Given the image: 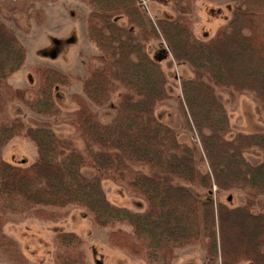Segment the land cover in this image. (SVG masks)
I'll use <instances>...</instances> for the list:
<instances>
[{
	"label": "trees",
	"instance_id": "obj_1",
	"mask_svg": "<svg viewBox=\"0 0 264 264\" xmlns=\"http://www.w3.org/2000/svg\"><path fill=\"white\" fill-rule=\"evenodd\" d=\"M83 1L90 8L88 34L100 50L88 62L86 98L71 96L77 105L72 124L85 148L46 129L23 128L16 119L0 123V253L10 264H29L18 243L3 233L8 214L58 221L62 209L79 207L95 226L115 227L107 234L109 247L147 264H172L177 251L199 243L207 264H264V212H252L264 198V159L244 158L252 149L264 152V133L228 136L221 99L223 93L250 94L264 113V0H223L232 5L231 17L207 40L191 30L197 0H169L176 17L154 25L173 60L193 73L181 83L182 100L209 174L196 169V150L154 115L168 99L159 66L167 52L161 46L154 57L146 52L156 32L143 0ZM23 59V48L0 25V90L8 92L4 80ZM117 90L114 116L103 124L93 107L107 104ZM15 136L35 143L37 159L30 166L2 159L3 147ZM86 168L89 175L82 172ZM104 179L127 186L145 209L132 213L110 204ZM195 186L206 190L202 198L193 193ZM213 186L218 192L241 191L244 205L215 204ZM54 246L53 264H87L83 241L74 233L57 234Z\"/></svg>",
	"mask_w": 264,
	"mask_h": 264
},
{
	"label": "rangeland",
	"instance_id": "obj_2",
	"mask_svg": "<svg viewBox=\"0 0 264 264\" xmlns=\"http://www.w3.org/2000/svg\"><path fill=\"white\" fill-rule=\"evenodd\" d=\"M143 1L140 5L156 32L146 43V52L149 57H154L160 46L167 52L159 66L166 78L168 99L155 108L154 115L160 123L173 129L180 143L196 150V169L209 174L198 135L182 100L181 83L184 79H192L193 73L186 63L178 64L173 60L154 26L162 19L175 18L176 9L169 0ZM231 9L232 5L223 0H197L192 17L193 35L199 40L213 37L230 19ZM89 12L90 8L83 0H0V25L15 37L24 51L21 66L4 80L8 92L0 90L3 100L0 123L16 119L21 121L23 128L46 129L60 141L72 140L78 150L85 148L79 136L81 131L72 124L75 118L72 112L76 111L77 105L71 96L86 98L84 81L88 76V62L100 55L88 34ZM119 92L117 90L107 104L93 107L99 122H110ZM221 96L228 118V136L264 133V113L250 94L230 97L223 93ZM6 98L11 99L7 105ZM1 157L9 164L30 166L37 159L36 145L28 137L15 136L3 147ZM244 158L250 163L260 162L264 152L252 149L244 152ZM82 172L89 175L92 171L86 168ZM101 187L110 204L132 213L145 209L144 200L119 181L104 179ZM192 191L200 198L206 194V190L196 186ZM212 197L215 204L228 209L245 203L244 194L238 190L218 192L213 186ZM252 212H264L263 197L257 199ZM61 214L58 221L8 214L3 233L18 243L29 264H53L54 238L62 232L74 233L82 239L87 264H147L109 247L107 234L115 227L95 226L86 211L79 207L62 209ZM116 228L127 229L118 225ZM205 256L206 250L199 243L177 251L172 264H207ZM0 264H10L1 253Z\"/></svg>",
	"mask_w": 264,
	"mask_h": 264
},
{
	"label": "built area",
	"instance_id": "obj_3",
	"mask_svg": "<svg viewBox=\"0 0 264 264\" xmlns=\"http://www.w3.org/2000/svg\"><path fill=\"white\" fill-rule=\"evenodd\" d=\"M144 2V1H143Z\"/></svg>",
	"mask_w": 264,
	"mask_h": 264
}]
</instances>
